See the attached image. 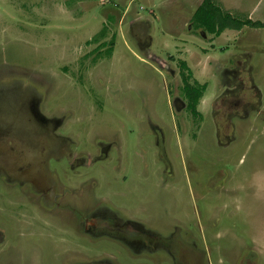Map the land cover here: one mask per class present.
<instances>
[{"label":"rangeland","instance_id":"obj_1","mask_svg":"<svg viewBox=\"0 0 264 264\" xmlns=\"http://www.w3.org/2000/svg\"><path fill=\"white\" fill-rule=\"evenodd\" d=\"M203 1L0 0V156L6 127L45 130L34 113L86 154L57 173L98 177L204 264H264V29L197 30ZM215 3L264 22V0ZM183 72L207 87L197 115Z\"/></svg>","mask_w":264,"mask_h":264},{"label":"flooded vegetation","instance_id":"obj_2","mask_svg":"<svg viewBox=\"0 0 264 264\" xmlns=\"http://www.w3.org/2000/svg\"><path fill=\"white\" fill-rule=\"evenodd\" d=\"M29 117L45 130L34 134L12 121L14 126L1 131L0 264H204L195 245L179 231L168 232L169 224L157 228L140 207L108 204L95 189L98 177L57 173L55 167L82 169L86 154L60 140L53 121Z\"/></svg>","mask_w":264,"mask_h":264},{"label":"trees","instance_id":"obj_3","mask_svg":"<svg viewBox=\"0 0 264 264\" xmlns=\"http://www.w3.org/2000/svg\"><path fill=\"white\" fill-rule=\"evenodd\" d=\"M193 26L199 30H203L214 36H220L225 30H241L244 27H251L255 29H264V22H255L253 20H241L234 17L232 14L225 12L218 5L215 0H204L201 6L197 9L193 17ZM108 49V55L113 52V45ZM183 70H189L187 63H182ZM183 78L185 82L184 90L186 92V98L189 100V108L193 114L197 115V105L199 104L204 92L206 91V85H200L199 83L191 84L190 78L192 74L188 75L183 72Z\"/></svg>","mask_w":264,"mask_h":264}]
</instances>
